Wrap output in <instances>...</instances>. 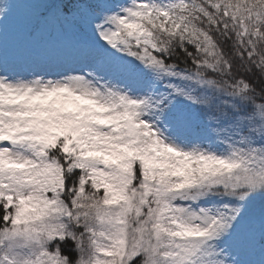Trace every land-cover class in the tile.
<instances>
[{
  "label": "snow or ice",
  "instance_id": "obj_1",
  "mask_svg": "<svg viewBox=\"0 0 264 264\" xmlns=\"http://www.w3.org/2000/svg\"><path fill=\"white\" fill-rule=\"evenodd\" d=\"M0 264H264V0H0Z\"/></svg>",
  "mask_w": 264,
  "mask_h": 264
}]
</instances>
